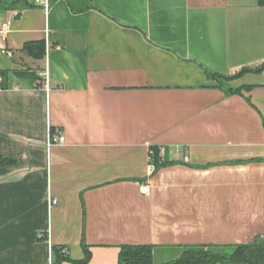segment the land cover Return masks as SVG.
I'll use <instances>...</instances> for the list:
<instances>
[{"label": "crops", "instance_id": "1", "mask_svg": "<svg viewBox=\"0 0 264 264\" xmlns=\"http://www.w3.org/2000/svg\"><path fill=\"white\" fill-rule=\"evenodd\" d=\"M4 1L0 264L264 239V0Z\"/></svg>", "mask_w": 264, "mask_h": 264}, {"label": "trees", "instance_id": "2", "mask_svg": "<svg viewBox=\"0 0 264 264\" xmlns=\"http://www.w3.org/2000/svg\"><path fill=\"white\" fill-rule=\"evenodd\" d=\"M0 3L6 5L4 0H0ZM23 50L28 56L34 59L42 58L44 54V42L39 41L27 44ZM262 70H264V64L260 65L257 69L244 68L238 74L225 79L242 77L245 73L249 72L260 73ZM212 76L219 78V76ZM232 93L241 94L240 90L232 91ZM149 150L151 153L149 158L153 168L152 174L163 168V166L170 164L166 160L167 157H164L163 160L159 157L158 148L151 147ZM2 162H5V160L0 158V163ZM236 163L240 162H234V164ZM82 247L85 258L79 263L87 262L90 256L87 247L84 244H82ZM215 249H219L220 251H215ZM227 249H232L231 253L228 254L225 252ZM155 250L156 248L150 245L121 246L117 264H157L153 257ZM52 253L55 257V261L52 264H60L64 261L71 262L70 258L66 255V249L63 247H52ZM160 264H264V239L254 240L248 242V244H236L215 248L203 245L184 247L180 250L177 258Z\"/></svg>", "mask_w": 264, "mask_h": 264}, {"label": "built area", "instance_id": "3", "mask_svg": "<svg viewBox=\"0 0 264 264\" xmlns=\"http://www.w3.org/2000/svg\"><path fill=\"white\" fill-rule=\"evenodd\" d=\"M35 4L38 6H41V8L43 9L44 12H47L49 9V3L48 0H35ZM9 30V26H6L4 28L0 29V34H3L5 32H7ZM45 46H46V52L48 51V42L47 39L45 40ZM57 49H61V47L59 45L56 46ZM2 54H4L5 56H7L8 58L12 57V53L10 51H6V50H2L1 51ZM43 76L45 77V81H44V87L47 90L48 89V79H47V72L45 71ZM0 84H1V77H0ZM54 143L58 144L60 142V136L56 137L53 140ZM162 153V151L160 152ZM151 153H149L150 155ZM139 191L142 195L147 196V194L149 193V186L148 184H141L139 185ZM52 205L56 204V200H53L51 202Z\"/></svg>", "mask_w": 264, "mask_h": 264}, {"label": "rangeland", "instance_id": "4", "mask_svg": "<svg viewBox=\"0 0 264 264\" xmlns=\"http://www.w3.org/2000/svg\"><path fill=\"white\" fill-rule=\"evenodd\" d=\"M214 251V250H212ZM215 251H220L219 249H215ZM232 249H227L225 252H227L228 254L231 253ZM180 250L179 249H174L172 251H170L168 254H165V259L166 260H169V259H172L174 258L175 256H178Z\"/></svg>", "mask_w": 264, "mask_h": 264}, {"label": "water", "instance_id": "5", "mask_svg": "<svg viewBox=\"0 0 264 264\" xmlns=\"http://www.w3.org/2000/svg\"><path fill=\"white\" fill-rule=\"evenodd\" d=\"M54 41H55L56 43H58V44L63 45V42L60 40V38H59L57 35L54 37Z\"/></svg>", "mask_w": 264, "mask_h": 264}]
</instances>
